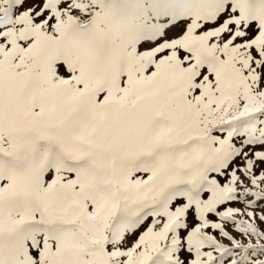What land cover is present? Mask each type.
Wrapping results in <instances>:
<instances>
[{
  "label": "snow or ice",
  "instance_id": "1",
  "mask_svg": "<svg viewBox=\"0 0 264 264\" xmlns=\"http://www.w3.org/2000/svg\"><path fill=\"white\" fill-rule=\"evenodd\" d=\"M0 264H264V0H0Z\"/></svg>",
  "mask_w": 264,
  "mask_h": 264
}]
</instances>
